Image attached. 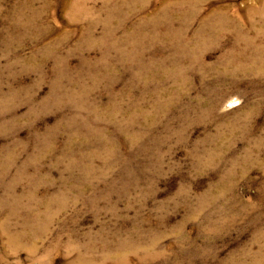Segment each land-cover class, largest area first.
<instances>
[{"label": "rangeland", "instance_id": "rangeland-1", "mask_svg": "<svg viewBox=\"0 0 264 264\" xmlns=\"http://www.w3.org/2000/svg\"><path fill=\"white\" fill-rule=\"evenodd\" d=\"M263 54L264 0H0V264H264Z\"/></svg>", "mask_w": 264, "mask_h": 264}, {"label": "bare ground", "instance_id": "bare-ground-1", "mask_svg": "<svg viewBox=\"0 0 264 264\" xmlns=\"http://www.w3.org/2000/svg\"><path fill=\"white\" fill-rule=\"evenodd\" d=\"M259 55H260V54H259ZM259 55H258V56H259ZM261 55H262V54H261ZM263 55H264V54H263ZM261 57H262V56H261ZM261 60H263V59H261ZM259 61H260V60H259ZM263 62H264V61H263Z\"/></svg>", "mask_w": 264, "mask_h": 264}]
</instances>
